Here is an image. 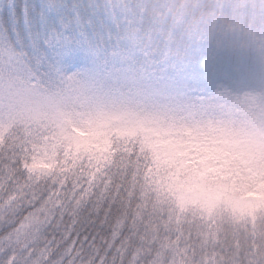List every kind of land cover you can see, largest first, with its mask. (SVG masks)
<instances>
[{
    "label": "snow or ice",
    "instance_id": "1",
    "mask_svg": "<svg viewBox=\"0 0 264 264\" xmlns=\"http://www.w3.org/2000/svg\"><path fill=\"white\" fill-rule=\"evenodd\" d=\"M199 0H0V264H264L161 202L141 135L264 104V6ZM102 151L74 153L79 133ZM41 162L49 167H40ZM207 235V239H206Z\"/></svg>",
    "mask_w": 264,
    "mask_h": 264
},
{
    "label": "rangeland",
    "instance_id": "2",
    "mask_svg": "<svg viewBox=\"0 0 264 264\" xmlns=\"http://www.w3.org/2000/svg\"><path fill=\"white\" fill-rule=\"evenodd\" d=\"M243 1V7L240 4L234 6L236 10L242 9L241 16L235 19L234 30H240L245 26V16L243 9L247 5L264 6V0H237ZM229 0H217L216 3L222 6ZM238 16V15H237ZM243 26V27H242ZM255 97L242 98L238 105L245 104L258 107V114L254 123L244 122L241 128L233 122L234 109L229 108L224 121L220 127L217 126L214 132L208 134L211 140L221 145V147L230 152L234 158L246 156V163L250 166V172H264V161L260 157L264 155V104L260 103ZM122 135L134 136L139 134L143 137V142L153 148L158 157H164L166 162L175 163L177 171L183 168L185 156L189 149L198 143L197 134L191 135L188 143L185 130L178 123L164 125H142L134 128L122 130ZM105 133L97 131L88 141V138L80 135V139L74 143L80 150L83 145L89 144L97 151L99 148L107 147V141L104 139ZM89 142V143H88ZM157 157V158H158ZM162 193L171 199L179 213L194 212L203 216L206 221H211L209 231L213 240H220L225 235V225L230 223L235 231H242L247 225L256 228L255 218L258 213H264V200H254L241 198L235 193L230 192L226 183H220L216 187L204 186L197 179L189 180L186 186L182 187L178 179L175 182L167 184L161 188ZM162 197V196H161ZM207 239V235H206Z\"/></svg>",
    "mask_w": 264,
    "mask_h": 264
},
{
    "label": "trees",
    "instance_id": "3",
    "mask_svg": "<svg viewBox=\"0 0 264 264\" xmlns=\"http://www.w3.org/2000/svg\"><path fill=\"white\" fill-rule=\"evenodd\" d=\"M216 1L217 0H214V2ZM185 2L194 7L199 4V0H185ZM227 3L232 4L231 20L229 21L228 27L234 28L236 27L233 26L234 21L237 17L239 19L242 12V9L236 10L237 8H234V6L240 4L243 7V1L229 0ZM260 103L261 102H259L258 105H260ZM249 106L250 105L239 104L236 106L237 108L234 109L233 122L237 125V129L241 128L244 122H248L249 124L254 123L255 117L258 114V107H253L252 109ZM228 109L229 108L222 109L221 114L215 119L193 120L187 123L178 122L182 129L185 130L186 139H184V142L186 144L191 135L195 133L199 138L198 143L189 149L184 159L183 168L180 171H177L175 163L171 164V162H166L164 157H162V159L159 158L158 153L144 143L153 159V166L148 170L150 183L155 187L161 202H172L169 197L162 193L161 188L175 182V179H178L182 187L186 186L189 180L194 179H197L207 187H216L219 186L220 183H226L230 192L235 193V195L241 198L264 200V172H250L251 165H249L248 162L246 163V156L234 158L230 152L224 150L220 144L213 142L208 136L209 133L215 131L214 129L217 126L220 127ZM80 135L87 138L89 137V141L94 136V133L85 134L81 132ZM89 146V144H85L79 150L78 146L74 143V153L78 154L80 152L95 150L93 146ZM103 149L104 148H99L97 151H102ZM259 160L261 162L264 161V155L261 156ZM40 167L47 168L49 165L41 162ZM255 222L257 225L256 228L247 225L242 231H235L232 225L227 223L225 225L224 234H228L237 240H246L249 237L254 239L264 237V213H258Z\"/></svg>",
    "mask_w": 264,
    "mask_h": 264
}]
</instances>
